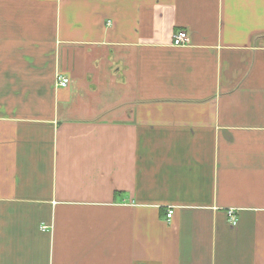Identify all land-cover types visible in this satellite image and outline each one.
I'll return each mask as SVG.
<instances>
[{
    "label": "crops",
    "instance_id": "crops-1",
    "mask_svg": "<svg viewBox=\"0 0 264 264\" xmlns=\"http://www.w3.org/2000/svg\"><path fill=\"white\" fill-rule=\"evenodd\" d=\"M0 264H264V0H0Z\"/></svg>",
    "mask_w": 264,
    "mask_h": 264
},
{
    "label": "built area",
    "instance_id": "built-area-1",
    "mask_svg": "<svg viewBox=\"0 0 264 264\" xmlns=\"http://www.w3.org/2000/svg\"><path fill=\"white\" fill-rule=\"evenodd\" d=\"M188 40V36L184 33V32H177L173 35V44L174 45H180L182 43H187ZM69 82V78L63 74H58L57 75V84L60 87H65ZM166 218L169 220L172 215H173V209L172 208H168L166 210ZM231 219H234V216H231Z\"/></svg>",
    "mask_w": 264,
    "mask_h": 264
}]
</instances>
